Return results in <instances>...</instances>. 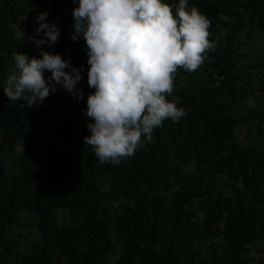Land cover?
I'll return each mask as SVG.
<instances>
[{"label":"trees","instance_id":"16d2710c","mask_svg":"<svg viewBox=\"0 0 264 264\" xmlns=\"http://www.w3.org/2000/svg\"><path fill=\"white\" fill-rule=\"evenodd\" d=\"M189 5L211 21L216 48L177 72L168 100L186 115L113 166L83 140L93 90L84 42L70 39L76 5L0 0V264H264V0ZM41 11L60 28L51 48L28 40ZM243 36L260 51L247 55ZM14 51L83 66L84 98L58 88L31 108L9 101Z\"/></svg>","mask_w":264,"mask_h":264},{"label":"clouds","instance_id":"9594fccd","mask_svg":"<svg viewBox=\"0 0 264 264\" xmlns=\"http://www.w3.org/2000/svg\"><path fill=\"white\" fill-rule=\"evenodd\" d=\"M73 42L83 40L87 56V96L82 116L90 121L83 138L101 165L118 166L135 154L142 142L153 140V130L186 115L168 97L175 88L178 70L197 71L214 51L209 39L211 21L189 0L177 4L163 0H72ZM41 11L38 26L28 36L38 48L53 47L60 35L56 22H46ZM24 16L20 21H26ZM23 40L25 32L19 28ZM13 64L3 94L9 101L42 104L58 88L76 101L80 68L60 54L41 51L40 58L12 53ZM50 75L45 78V73Z\"/></svg>","mask_w":264,"mask_h":264},{"label":"rangeland","instance_id":"374dc122","mask_svg":"<svg viewBox=\"0 0 264 264\" xmlns=\"http://www.w3.org/2000/svg\"><path fill=\"white\" fill-rule=\"evenodd\" d=\"M241 40L244 43L243 48H245V52L247 55L258 53L263 46L261 40L255 41L253 39H247L244 36L241 38Z\"/></svg>","mask_w":264,"mask_h":264}]
</instances>
